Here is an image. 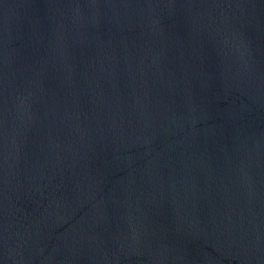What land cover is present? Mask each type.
<instances>
[{
	"label": "water",
	"instance_id": "1",
	"mask_svg": "<svg viewBox=\"0 0 264 264\" xmlns=\"http://www.w3.org/2000/svg\"><path fill=\"white\" fill-rule=\"evenodd\" d=\"M0 264H264V0H0Z\"/></svg>",
	"mask_w": 264,
	"mask_h": 264
}]
</instances>
